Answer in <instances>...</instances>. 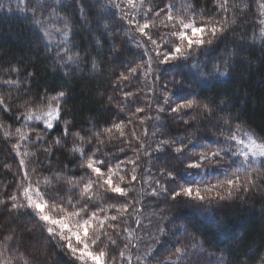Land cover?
<instances>
[{
  "label": "trees",
  "instance_id": "trees-1",
  "mask_svg": "<svg viewBox=\"0 0 264 264\" xmlns=\"http://www.w3.org/2000/svg\"><path fill=\"white\" fill-rule=\"evenodd\" d=\"M153 2L161 7L164 3L173 4L176 12L184 10V5L190 3L198 18H226L229 27L220 39L193 52L187 60L166 64L159 71L158 93L151 98L141 72L138 71L130 82L119 80L121 73H127L145 57L129 39V27L116 10L101 7L107 6V0H80L79 4L77 0H61L60 4L55 0H24L23 3L20 0H0V96L5 98L10 109L7 112L0 110V119L6 127L12 128L13 133L16 128L24 127L22 130L29 131L35 126L32 139L37 132L43 136L42 140L34 143L24 142L32 153L28 163L30 171L35 168V172L31 175L34 181L42 177L51 181L47 188L42 183L40 185L50 195L58 193V199L65 202L71 199L77 206L86 204L90 210L99 204L107 206L105 202H112L109 199L112 193H103L101 201L83 200L79 191L68 184L69 180L82 184L88 173V169L80 167V154L70 151L74 142L80 143L75 134L84 137L85 153L94 152L96 158L111 164L134 157L133 149H138L140 159L137 165L147 164L152 169L154 180L159 179L165 186L168 182L159 175L162 168L174 167L180 173V183L187 180L200 186L217 184L231 175L220 169L217 163L205 164L201 170L187 169L186 162L172 160L176 154L168 146H164L162 153L154 151L160 140L171 139L177 144L182 140L194 153L207 147L215 149L217 145L226 143L220 131L224 129L226 135L228 130L224 119L231 124L233 122L232 125L239 123L257 137H264V37L260 35L264 25L259 23L256 0H229V11L219 14L213 0ZM41 3L50 5L43 13L36 11ZM81 5L84 6V18L79 11ZM53 8L57 10L53 12ZM34 15L42 22L39 27L33 21ZM62 17L72 26L71 43L67 47L70 49L68 54L75 56L79 53L77 64L58 62L60 58L56 53H63L65 47L57 31V28L63 29ZM40 28L50 32V44ZM159 31L167 32L168 29ZM217 65L227 75L214 73ZM6 80L19 83L10 85L4 83ZM189 84L194 86V91L178 96L182 85ZM59 91H64L66 96L62 102L61 122L52 131L43 133L39 125H24L21 114L26 109L40 107L42 96L56 95ZM129 92L134 95L125 100V93ZM164 93L168 96L167 103ZM187 101L207 104L211 112L193 108L177 115L170 111V106ZM121 107L124 111L120 110ZM137 107L144 108V111L136 113ZM161 107L163 112L158 111ZM157 116L160 118L156 119ZM130 117L132 123L125 131H136L143 148L139 149L136 141L129 144L115 130L117 138L111 141L104 135L105 129L120 121L128 123ZM64 121L69 122L67 136L64 135ZM144 132L147 135H143ZM97 134L105 141L104 144L96 143ZM58 138L59 145L55 143ZM17 141V135L6 141L0 134V200L6 201L0 204V246L9 249L2 259L11 260L12 264H23L19 257L26 256L31 264H73L57 242L50 241L47 233L41 231L39 222L29 209L9 211V197L18 195L17 185L23 179L19 160L12 150L13 143ZM45 148H50V152H45ZM120 148L124 151L121 152ZM143 149L151 156L144 158ZM225 157L229 158V155ZM123 167L128 171L132 165ZM101 168L104 170V165ZM256 168L264 173V162L257 163ZM188 172H192V176L189 177ZM246 174L243 170L239 173L240 176ZM129 195L134 196V193ZM115 199L124 200L123 197ZM199 210L205 214L203 220L197 218ZM112 214L114 210L108 213ZM150 217V226H143L140 232L146 235L142 247L152 255L142 264H148L150 260L153 264H171L170 257L176 260V264H193L199 260L207 264H264V187L204 203L193 200L177 203L170 198L165 200V194L160 193ZM130 219L131 216L126 223L114 222L120 223L116 232L109 230L120 246L118 250L125 251L123 246L128 233L123 229H131L128 226ZM160 228L164 229L163 235ZM10 234L14 239L5 243L4 237ZM178 247L185 249L181 263L173 255Z\"/></svg>",
  "mask_w": 264,
  "mask_h": 264
},
{
  "label": "snow or ice",
  "instance_id": "snow-or-ice-1",
  "mask_svg": "<svg viewBox=\"0 0 264 264\" xmlns=\"http://www.w3.org/2000/svg\"><path fill=\"white\" fill-rule=\"evenodd\" d=\"M20 2L23 3L24 0H20ZM55 2L60 4L61 0H55ZM161 2L163 3V0ZM77 3L79 4L80 0H77ZM213 3L218 14L219 12L226 13L229 11V0H213ZM256 3L259 14L264 16V0H256ZM122 5L126 6L128 10L126 11ZM47 7H50V5L41 3L37 6L36 11L43 13ZM101 7H111L120 12V19L129 25V39L134 40L136 47L143 50L142 55L147 57V59L142 60V63L136 64L135 67H130L127 73H121L120 82H130L138 71L143 74L145 81H147L153 71V64H168L187 60L193 52L205 46H210L220 39L229 27V22L226 18L216 19L211 17L204 19L202 16L198 18L194 6L190 3H186L184 10L179 12L174 11L173 4L164 3L163 7H161L155 4L153 0H108L107 6L101 5ZM56 10L55 8L52 9L53 12ZM79 11L82 18H84L83 5L80 6ZM61 19L64 20L63 29L57 28V31L60 32L61 43L65 47L63 53L59 51L56 53L57 57L60 58L58 62L77 64L79 53H76L75 56L68 54L70 49L67 47L71 43L72 26L63 17ZM33 21L38 27L42 23L35 15L33 16ZM231 22L235 23V20ZM259 23L264 25V19L260 20ZM104 26L107 27V25ZM160 29H168V31L160 32ZM40 31L50 44L52 42L50 32L46 28H40ZM260 35L264 37V28L261 29ZM93 67L95 68V65ZM13 70L15 71V69ZM213 72L227 75L226 72H221L219 65L214 67ZM4 83L11 85L19 82L6 80ZM149 91L151 92L153 89L149 88ZM133 95L131 92L125 93L124 99L128 100ZM65 96L66 93L64 91H59L52 96L44 95L41 97L42 106L36 107L35 111L26 109L21 115L26 122H31L35 125L37 122L42 121L44 128L51 130L54 122L60 120L61 104ZM164 100L165 103L168 102L167 93H164ZM193 108H201L205 112H211L207 104L201 105L195 101L177 103L174 107L170 106V111L179 115L181 112H186ZM0 110L4 112L10 110L3 96H0ZM120 110L124 111V108L121 107ZM143 111L144 108L142 107L136 108V113ZM158 111L163 112L164 108L161 107ZM19 118L18 116L17 119ZM159 118V116L156 117V119ZM184 122L187 123L186 120ZM130 123H132L131 117L128 123L124 121L114 123L111 128L105 129L104 135L111 141L117 138L114 136L115 130V132L119 133V137L124 138L129 144L132 141H136L139 148H143L144 144L136 131H125ZM140 123L143 124L144 121L141 120ZM223 123L228 128V134L224 135V129H221V135L224 136L226 142L233 141L235 145L239 146L235 151L232 150L231 145L226 143L225 146L217 145L215 149L207 147L198 153H194L182 140L177 144L176 141L171 139L160 140L154 151L162 153L165 151L164 146H168L176 154L172 157V160L178 163L186 162V167L190 170H201L205 164H216L223 160L226 154L231 153V156L236 158L232 161L236 174L217 184L200 186L199 183H189L187 180L184 183H180V173L174 167L170 169L162 168L159 175L168 182L167 186L161 183L159 179L156 180V187L151 192L152 196L164 193L165 200L170 198L177 203H184L188 200L204 203L213 200H224L241 191L249 192L253 188L264 187V183H258V181L264 182V173H261L256 168L257 163L264 162V137H257L254 133L242 129L239 123L233 127L228 119H224ZM68 124V121H64L65 136L69 134ZM32 132H36L35 126L29 131L16 128L15 133H13L5 125L0 124V133H2L6 141L11 140L13 135L18 136V141L13 143L12 150L17 157H20L19 168L23 170V179L17 185L18 195L13 194L9 197L11 201L9 211L31 210L32 215L39 222L41 231L47 233L50 241L55 240L57 242V246L64 252L65 256L71 258L73 264H122L125 261L126 264H132V255L130 253L126 254L124 250H118L120 246L109 230L116 232L120 223L114 222L126 223L129 216L136 219L137 225L140 223L139 219L133 215L139 212L135 205L139 204L140 201L129 195V193L135 191L133 185L138 179L137 161L140 159L139 150L134 148V157L111 164L96 158L94 152L91 154L85 153L83 149L84 137L75 134L76 140L80 141V143L74 142L70 151L80 154V167L88 169V173L85 174L82 184L71 180L68 181V184L79 191L81 199L88 202L103 200V193L113 194L109 198L112 202H105L107 206L99 204L96 209L90 210L86 204L77 206L71 199L66 202L58 199V193L50 195L48 192L43 191L40 186L41 183L46 188L51 185V181L47 177L42 182L40 180L32 181L31 174L27 170V161L24 158L29 153L20 151V141H32L34 143L43 139V136L37 132L33 140ZM143 135H147V133L144 132ZM128 137H131V139H128ZM104 142L100 134H97L96 143L102 145ZM55 143L59 145L60 139L58 138ZM88 143H91V141L89 140ZM44 151L50 152V148H45ZM120 151L123 152L124 148H120ZM145 155H150V153L146 152ZM193 156L197 158L192 159ZM127 164H131L133 167L125 171L123 166ZM101 165H104V170H102ZM5 167L9 166L5 165ZM242 170L247 174L240 176L239 172ZM32 172H35V168L32 169ZM254 172L256 175H253ZM187 175L189 177L192 176V172H188ZM57 178H59V174H57ZM125 184H127V187L123 186ZM69 191H71V188ZM115 197H123L124 200L120 201L115 199ZM4 203L6 201L0 200V204ZM113 210L114 214L108 215ZM101 213L104 215L101 216ZM123 231L128 233L127 242L123 247L126 249L129 244L135 247L136 245L132 243L134 237L131 230L124 228ZM159 231L162 235L164 234L163 228H160ZM116 234L119 235V233ZM13 239L14 235L10 234L4 237V242H10ZM192 247H195V245H192ZM8 250V248L0 246V264H12L11 260L2 259L5 251ZM145 255L151 256L152 253L149 252ZM173 255L179 260L185 255V249L183 247L175 248ZM19 259L23 261V264H31L26 256H20ZM136 259L140 261L141 257L137 256ZM169 261L171 264H176V260H172L171 257ZM148 264H153V261H148ZM165 264H168V262H165Z\"/></svg>",
  "mask_w": 264,
  "mask_h": 264
},
{
  "label": "rangeland",
  "instance_id": "rangeland-1",
  "mask_svg": "<svg viewBox=\"0 0 264 264\" xmlns=\"http://www.w3.org/2000/svg\"><path fill=\"white\" fill-rule=\"evenodd\" d=\"M122 7H124L126 11L128 10L126 6H123L122 5ZM116 13L120 17V15H121L120 12L116 10ZM259 16H260V19L261 20L264 19V16H261L260 14H259ZM138 18H141V17H138ZM126 25L129 27V25L127 23H126ZM132 42H134V44H135V41L134 40H132ZM137 49L140 50L141 53H143V50L142 49H140V48H137ZM145 59H147V57H145ZM165 65L166 64H153V71H152L151 75L148 77V80H147L148 95L151 98H154V96L156 95V93H158V90L156 89L157 88L156 86L158 84V75L160 73L159 71L161 69H163V67ZM149 88L153 89V91L150 92L149 91ZM193 91H194V86H191V84H189L188 86L187 85H185V86L182 85V92L178 96H181V95H184L185 93H189V92H193ZM176 101L179 102L178 99H176ZM61 107H62V104H61ZM33 111H35V109ZM61 117H62V111L60 113V120L54 122V126H53V128L51 130L45 129L44 128V124H43L42 121L41 122H37L35 125L41 126V129H42L43 133L50 132V131H52L61 122ZM0 124H3L1 122V119H0ZM232 124H233V122H232ZM24 125H26V126L29 127V126H31L33 124L31 122H26L25 121L24 122ZM63 126H64V124H63ZM233 127H234V125H233ZM7 128H8L9 131H12V128L11 127H7ZM23 128H21V129H23ZM241 128L244 129V130H246V131H248V132L253 133L252 131H250V130L242 127V126H241ZM13 130L15 131V129H13ZM0 134L2 135V133H0ZM227 134H228V130L226 131V135ZM241 135H242V133H241ZM2 137H3V135H2ZM226 143L232 146V150L233 151H235L236 148L239 147V146L235 145V142H233V141H228ZM226 143L224 144V146L226 145ZM20 144H21L20 151L22 153L23 152H28L29 153V155L27 157H24V158L27 161V170L31 174L32 173V171H30L31 170V166H29L28 160H30V155H32V153L29 151V148L27 147L28 145H26L24 141H20ZM146 152L147 153H150V152L146 151L145 149H143V151L141 152L143 154V157L144 158H146L147 156L148 157L151 156V153H150V155H145ZM227 155H229V158H226L225 157V160H221L217 164H218V167H220V169H223L225 171V173H227V174L229 173L228 175H231L232 176V174L236 172V169H235L232 161L234 159H236V158L235 157H232L231 156V153H228ZM17 159L20 160V157H17ZM223 162H225V163H223ZM132 167H133V165H132ZM151 171H152V169H150L148 167V165L145 164V163L144 164L141 163V164L137 165V175H138V179L134 183L135 185H133V187L135 189V191L133 193H134V196L140 201V203L136 205V207L139 209V212L138 213H134L133 215H135L136 218L139 219L140 223H139V225H137L136 219H133L132 216H131V219H130V222H129L128 226L131 228L130 230H131L132 235L134 237L132 243H134L136 246L135 247H132V245L129 244V246L125 249L126 254H129L130 253L132 255V264H142L148 258V256H146L145 254L150 252V251L148 252V250H146L144 247H142L143 243L146 240V235L145 234L144 235L141 234L140 229L143 228V226H146V225L150 226V222H151L150 215L153 213V210H154L155 206L157 205L158 197H159V195L158 196H152L151 195L152 190L156 187L155 180L151 176ZM21 174L23 176V170H21ZM31 179H32L33 182H35L34 181V178H33V175H31ZM43 179L44 178L42 177V179H39V180L42 182ZM123 186L127 187L126 184L123 185ZM196 215H197L198 220H203L205 214H204L203 211H200L199 210V211H197ZM198 246H200V245H198ZM191 251L194 252L195 249L194 250H191ZM137 256H140L141 257V260L140 261H138L136 259ZM211 257H213V256H211ZM182 261H184L183 258H180L178 262L181 263ZM124 264H126V261L124 262ZM193 264H207V263L206 262L205 263L204 262L203 263H200V260H199L198 262H194Z\"/></svg>",
  "mask_w": 264,
  "mask_h": 264
}]
</instances>
